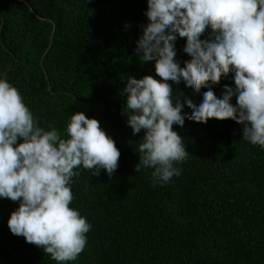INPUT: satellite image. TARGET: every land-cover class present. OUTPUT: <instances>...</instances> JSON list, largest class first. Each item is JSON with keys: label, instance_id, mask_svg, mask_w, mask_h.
I'll return each mask as SVG.
<instances>
[{"label": "trees", "instance_id": "16d2710c", "mask_svg": "<svg viewBox=\"0 0 264 264\" xmlns=\"http://www.w3.org/2000/svg\"><path fill=\"white\" fill-rule=\"evenodd\" d=\"M147 8V0H0V73L39 125L66 134L71 115L84 112L121 152L111 177L78 169L70 207L92 229L69 264H264V149L243 139V125L210 119L177 126L189 155L171 185L154 187L151 169L135 170L145 132L133 135L127 124L123 89L130 76L161 79L155 61L142 62L136 52ZM185 43L178 37L181 66L191 60ZM169 83L185 107L186 98L199 105L208 90ZM225 85L235 87L231 75L213 87L218 98ZM18 206L0 198V264H57L11 233Z\"/></svg>", "mask_w": 264, "mask_h": 264}, {"label": "clouds", "instance_id": "9594fccd", "mask_svg": "<svg viewBox=\"0 0 264 264\" xmlns=\"http://www.w3.org/2000/svg\"><path fill=\"white\" fill-rule=\"evenodd\" d=\"M148 23L137 40L142 62L155 61V73L128 77L123 109L133 135L144 130L136 171L151 169L153 186L171 185L182 173L189 151L175 128L186 121L207 124L231 119L243 125V139L264 149V0H147ZM211 30V31H210ZM191 58L181 66L176 41ZM207 37V39H205ZM232 76L235 87L213 91ZM183 84L200 94L174 99ZM236 98V104L232 103ZM39 125L21 91L0 73V198L18 202L8 227L41 247L57 264L78 260L92 229L87 217L70 207L78 169L111 177L121 152L96 118L71 115L66 134ZM22 139V142H19Z\"/></svg>", "mask_w": 264, "mask_h": 264}]
</instances>
